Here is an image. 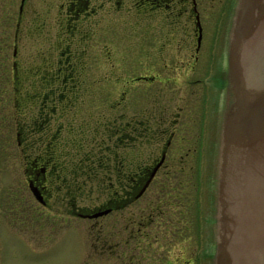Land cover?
Wrapping results in <instances>:
<instances>
[{
	"label": "flooded vegetation",
	"instance_id": "af4514ba",
	"mask_svg": "<svg viewBox=\"0 0 264 264\" xmlns=\"http://www.w3.org/2000/svg\"><path fill=\"white\" fill-rule=\"evenodd\" d=\"M29 1L25 0L22 13L19 6L15 38L13 116L17 141L0 138V206L8 211L9 201L3 197L13 190L15 206L30 201L47 211L85 219L86 263L94 257L112 256L115 264H213L214 157L225 50L212 62L217 68L215 75L203 88V100L197 106L201 127L193 144L181 141L183 135L174 141L183 106L175 112L171 104L129 119V144H93L96 155L84 157L81 165L73 162L71 144L61 135L64 128H74L66 117L72 108V94L83 83L77 70L87 67L94 38L101 43L103 55L122 54L119 65L106 61L112 67L185 69L194 75L202 63L205 67L208 63L211 35L224 22L230 25L236 0H59L52 25L48 16L55 7L49 2L47 14L38 16V30L49 28V33H55L47 51L35 57L34 63L25 64L37 69L35 76H26L20 68L19 47ZM204 51L206 60H202ZM157 78L168 82L180 79L161 72L137 77ZM188 81L191 85L199 79L193 76ZM27 84L32 87L26 88ZM0 116L5 125L6 117ZM100 121L95 120L93 128L99 129ZM79 127L88 130L89 124L82 122ZM153 139L156 144L148 145L155 151L143 156V143ZM7 181L12 187L8 188ZM90 181L97 182V187ZM94 193L96 203L80 204ZM18 216L22 218V212ZM2 249L0 242V264H5Z\"/></svg>",
	"mask_w": 264,
	"mask_h": 264
},
{
	"label": "rangeland",
	"instance_id": "374dc122",
	"mask_svg": "<svg viewBox=\"0 0 264 264\" xmlns=\"http://www.w3.org/2000/svg\"><path fill=\"white\" fill-rule=\"evenodd\" d=\"M20 2L21 0H0V115L3 118L4 116L6 117V124L2 125L0 123V138L6 137L8 141L14 142L17 141V138L13 116L15 93L13 78L16 71L13 65L15 59L13 53L17 46L15 38ZM49 2L55 7L52 10L53 13L48 16V20L52 25L55 22L54 18L56 17L55 13L57 12L59 0H30L27 4L23 26L24 37L21 38L19 47L21 54L19 57L21 58L20 68L25 73L34 71L31 68L29 70L25 64L34 63L37 61L35 57H39L40 53L47 51L50 46L48 41L55 33V31L49 33V28L44 29L45 31L43 29L41 31L38 30L40 22L38 16L47 14L46 9ZM226 25L227 22H224L221 28H218L211 35L212 46L210 47L208 63L206 67L205 63H202L199 71L194 75L191 70L185 69L156 70L112 67L106 61L110 59L116 61L119 65L118 62H120L122 54L115 51L112 57H109V53L103 55L101 43L94 38L88 52L87 67L77 70L79 72L78 77H80V80L83 79V83L78 85L76 91L72 94L73 99L76 95L78 99L72 103V108L68 112V117H66L67 120L71 119L74 129L70 128L68 130L66 127L61 135L63 140H68L69 144H71L69 152L73 161L78 159L75 157L76 148L79 149L78 141L83 140L81 138L84 134L79 129L82 122H87L89 129H92L95 120L101 119L102 126L99 128L98 139L99 141L102 139L107 140V144L111 143L109 137L106 136L108 125L118 127L121 120L126 122L136 115H141L144 110L154 108L161 110L168 104H171L170 108L175 112L183 106L182 121L177 125V134L174 141L181 140L180 136L183 135L185 140L181 141H188V144H193V140L197 139L200 131L199 127H201L198 124L200 107L197 106L203 100L201 99L202 92L203 88L205 90L206 86H208V79L215 75L217 68L212 62L219 56V52L225 50L229 24L227 27ZM206 48L207 46L204 50ZM213 54L215 57L212 58ZM206 57L207 51H204L202 60L203 58L206 60ZM155 72H161L164 75L169 74L180 79L170 82L163 81L160 78L137 79L141 74ZM193 76L199 79L200 83L194 81L191 86L188 80ZM216 77L219 79L218 75ZM31 87L28 85L26 88ZM191 112H193V115ZM212 119L215 122L216 114L214 108L212 110ZM184 123L187 125L183 126ZM89 132L92 131L89 130ZM216 132L218 133V129H216ZM213 133L214 128L210 135ZM89 135L92 137L94 133H89ZM114 140L115 136L113 143ZM155 141L157 139H153L152 143H143L146 146L143 156L155 151L153 150L154 146L148 145L154 144ZM73 144H76L75 148H73ZM86 145L83 148L85 154L92 149L90 144ZM8 146L12 147V144ZM11 183L7 181L6 185L9 186L8 188L12 187ZM91 184L97 187L96 182H91ZM25 189L28 190L26 181ZM4 199L9 201L7 205L9 206L8 211L4 210L5 207L0 206V211L3 213V217L0 216V222H2L0 223V242L3 243L2 253L5 264H115L112 256L94 257L89 263H86L87 246L84 231L87 225L83 231L85 219L76 215H64L63 212L60 213L55 210L47 211L30 201L20 205V207L15 206L14 202L17 200L13 196V190L5 194ZM89 199H85L80 204H86L87 201H90L91 204L96 203V200H98L97 194L94 193L93 197ZM21 212L22 218L18 216ZM35 222H38L39 225H36Z\"/></svg>",
	"mask_w": 264,
	"mask_h": 264
},
{
	"label": "water",
	"instance_id": "95a60500",
	"mask_svg": "<svg viewBox=\"0 0 264 264\" xmlns=\"http://www.w3.org/2000/svg\"><path fill=\"white\" fill-rule=\"evenodd\" d=\"M225 53L214 157L213 264H264V0L235 1Z\"/></svg>",
	"mask_w": 264,
	"mask_h": 264
},
{
	"label": "trees",
	"instance_id": "16d2710c",
	"mask_svg": "<svg viewBox=\"0 0 264 264\" xmlns=\"http://www.w3.org/2000/svg\"><path fill=\"white\" fill-rule=\"evenodd\" d=\"M14 69H15V67H14ZM36 71H37V69H34V71L29 73V74L35 76V72ZM29 74L26 73L25 75L28 76ZM77 99H78V96L76 95L74 99H73V97L71 98V102L73 103ZM113 123H116V122H113ZM129 125H130L129 120L126 121V122H123L121 120V122L118 124V127L107 126V128H106V136H108L110 141H111V143H109V144H129V139H128V137H129ZM72 129H74V128H72ZM79 129H81V127H79ZM89 130L92 131V132H89ZM89 130H82L81 132L84 135L82 136L81 139H83V140L82 141H78L79 149L76 148L77 153H76V156H75V157L78 158L77 159L78 161L74 160L73 162L77 163L79 165H81V161L83 159H85L84 157L96 155V154H94L95 150H93V149H90L88 151L87 155H86L83 152V148L85 147V144H87V145L90 144V147L92 148L93 144L95 146H97V144H106V142H107V140H105V139H102L101 141H99V139H98L99 129H95V127H94L92 129H89ZM117 132H119V134H120L119 136L120 137L115 138L114 143H113V137L112 136H114L115 133H117ZM89 133H94V135L91 137L89 135ZM94 137H96V138H94ZM139 141H144V140H140L139 139ZM139 141L137 143L141 144V142H139ZM75 145L76 144H73V148H75ZM89 158H91V157H89ZM90 183H91V181H90ZM74 184H75V182H74Z\"/></svg>",
	"mask_w": 264,
	"mask_h": 264
}]
</instances>
